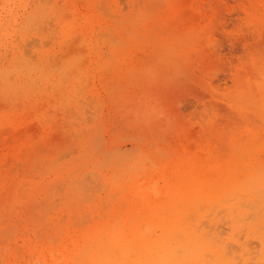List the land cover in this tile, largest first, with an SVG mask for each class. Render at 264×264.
Returning a JSON list of instances; mask_svg holds the SVG:
<instances>
[{
	"label": "rangeland",
	"instance_id": "1",
	"mask_svg": "<svg viewBox=\"0 0 264 264\" xmlns=\"http://www.w3.org/2000/svg\"><path fill=\"white\" fill-rule=\"evenodd\" d=\"M72 1L80 14L68 0H0V264H36L45 244L60 257L81 231L120 224L132 175L161 179V168H187L208 152L228 157L250 134L264 150L257 0H177L178 20L166 0ZM88 3L101 16L92 29ZM188 18L200 34L175 49ZM143 155L159 166L142 170ZM255 194L232 208L203 206L191 224L236 264H264V191Z\"/></svg>",
	"mask_w": 264,
	"mask_h": 264
},
{
	"label": "bare ground",
	"instance_id": "2",
	"mask_svg": "<svg viewBox=\"0 0 264 264\" xmlns=\"http://www.w3.org/2000/svg\"><path fill=\"white\" fill-rule=\"evenodd\" d=\"M68 1H70L71 8L74 11L72 12V14H80L77 6L75 5V2L72 0H68ZM257 1H258V5H260L257 8L258 10L257 12H261V15L264 16V0H257ZM8 2H6V4ZM158 2L162 3V0H159ZM158 2L157 3L155 2V5L158 4ZM166 2L168 3V9L170 8L171 15L175 18V20L180 19L183 16V13H182V9L179 8L178 6L177 0H168V1L166 0ZM40 3H42L41 0ZM161 3H159L158 5L160 6ZM162 5L163 3L161 4V6ZM95 6H96L95 4L88 3L86 9L89 13L83 15V17L86 19V22L88 21L87 24L91 26V29L94 27L93 24L95 23V20L98 21L101 20V16L99 12L95 10L96 9ZM101 7L104 8V5L103 4L100 5V8ZM104 9H103V15L105 14ZM134 9L136 11V8ZM149 9L150 8H147V11H149ZM47 10L48 9L45 8V11ZM11 12L13 13L14 11ZM160 13H163V11ZM144 14L145 13H143V17H145ZM254 14H255L254 12L249 13V15L252 16ZM257 14L258 13H256L255 16H257ZM138 18L139 17L137 16L136 21H138ZM170 19H172V17ZM50 22L48 23L50 24ZM190 22L191 19L189 23ZM175 23L169 21V24L173 27L177 25V23L176 24ZM106 24L107 23L105 22L99 23L98 28L95 29L104 31L105 28L107 27ZM154 27L156 28L153 29L157 30V26L154 25ZM167 28L169 29V26ZM188 29L189 30L186 33H183L184 35L178 38V42L176 41L174 43H170L169 45L173 46L175 49H177V47L179 46L187 47L188 44H190L194 40V38L198 37V34H200L197 31V27H195L193 23H190ZM101 33H98L99 36H106L105 33L104 34ZM110 36H111L110 37L111 41L113 42L116 38H114L112 34ZM33 40L35 41L36 39ZM33 40L32 43L35 44ZM115 41H114V45H116ZM29 42L27 43L29 44ZM160 44H164V43L160 42ZM27 47L30 46L27 45ZM27 51L28 49H26V51L24 52ZM165 58H168L166 57V54H165ZM133 70L134 69H131L129 72L132 73ZM76 75H78V73ZM65 80L66 79H64V81ZM28 86H29V82H28ZM33 91L35 90L33 89ZM68 114L69 113H67V116ZM34 125L36 126L35 123ZM38 131H39V127H38ZM5 132L7 133V131ZM57 135L59 136L61 134L57 133ZM246 140L247 141L244 142V145L243 146L241 145L242 147L238 146L237 149H235V151L233 150V152L228 155V157L219 153L214 154L212 152H208V153L206 152L207 154L204 157L199 156L198 157L199 159H197V161H194L195 160L194 159L192 160V162L189 163V160H187L186 161L188 164L187 168L178 167L177 164L176 168L171 170L170 173H168V171H165L163 168H161V174H162L161 179L153 178L150 171L149 172L146 171L147 173L139 172L135 175H132L130 178L128 177L127 179H130V183L124 181L122 183L121 190L126 191L128 188L126 197L123 198L127 201L128 200L131 201L130 204H126L128 206L127 210H125L124 212L121 211V213L119 214L116 213L117 215L120 216L117 217L118 220L119 219L120 221L122 220L120 224L118 222L114 223L113 220H111V222H108L106 224H97L94 228L90 230L87 229L85 231L84 230L81 231L82 233L78 235L76 239L71 240L73 244V248L71 250H69L68 248L67 249L63 248V250H61L62 254L60 255V257L62 258L56 255L58 253L56 251H59L57 250V248L54 249L52 244H47V245L45 244L42 246V249L40 251L42 258H40L36 262V264L37 263L38 264H236L234 260L237 259L236 258L237 256L234 258H229L227 256V252L223 250V248H221L218 244H215L210 238H208L207 232L194 229L192 228L193 226L191 224L193 220L197 218L198 216L197 213H200L202 211L203 206H209V207L216 205L223 206L225 202L230 201L233 203L229 204L228 207L232 208L235 207L236 204L242 202L243 199L245 200L244 203L246 204L255 201L254 197L256 195L255 194L256 189L260 191H264V161L260 157L261 153L264 152V150H261L262 146L259 145L260 142L259 143L256 142L255 135L250 134L249 139L247 138ZM106 158L107 156L105 157V159ZM143 158H145V156ZM148 159L149 158L146 157L145 159L142 160L144 162V164L140 166L142 170H145L147 167H149L148 163L154 165L155 167L159 166L154 162L150 163ZM137 161L139 160H135V162ZM17 164L19 165V163ZM155 167L152 166L153 171L155 170L154 169ZM140 168H138V170H140ZM133 170L135 169L133 168ZM135 176H137L136 179ZM160 181H162V183H160ZM159 183L160 184L164 183V185L159 186ZM82 190L87 191L85 188H82ZM19 197L20 195L18 196V198ZM85 198L86 200H89V198H87L86 196ZM17 203L19 204L18 201ZM34 204L35 203L33 204L30 203L31 206H33ZM42 207L43 208L45 207L44 203ZM194 216L195 218L193 219L192 217ZM75 217L77 216L75 215ZM78 219L79 218L77 217V220ZM81 221L83 222V219H81ZM8 228L9 227H7L6 229L4 228V231L6 232L7 230H9ZM8 232L5 235L10 236L9 235L10 233ZM1 233L3 234V232ZM41 235L43 236V234ZM40 239L43 238L41 237ZM239 239L242 238L240 237ZM51 242L55 243L53 241ZM250 243H255V242L251 241ZM230 244L231 243H229V245ZM255 247L257 248V246ZM249 248H251V245L249 246ZM17 252H19V250ZM263 258L264 256L261 257L262 260Z\"/></svg>",
	"mask_w": 264,
	"mask_h": 264
},
{
	"label": "snow or ice",
	"instance_id": "3",
	"mask_svg": "<svg viewBox=\"0 0 264 264\" xmlns=\"http://www.w3.org/2000/svg\"><path fill=\"white\" fill-rule=\"evenodd\" d=\"M5 7H7V6H5Z\"/></svg>",
	"mask_w": 264,
	"mask_h": 264
}]
</instances>
